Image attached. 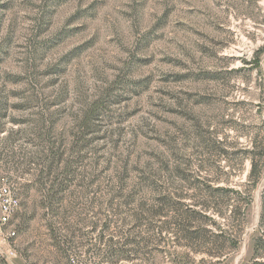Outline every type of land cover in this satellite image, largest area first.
<instances>
[{
	"label": "rangeland",
	"instance_id": "1",
	"mask_svg": "<svg viewBox=\"0 0 264 264\" xmlns=\"http://www.w3.org/2000/svg\"><path fill=\"white\" fill-rule=\"evenodd\" d=\"M0 129V187L20 201L0 264H106L130 235L118 264H251L264 0H0ZM200 204L235 249L174 219Z\"/></svg>",
	"mask_w": 264,
	"mask_h": 264
},
{
	"label": "trees",
	"instance_id": "2",
	"mask_svg": "<svg viewBox=\"0 0 264 264\" xmlns=\"http://www.w3.org/2000/svg\"><path fill=\"white\" fill-rule=\"evenodd\" d=\"M0 132H2V129H0ZM253 159L254 158H251V168L249 172L250 176L257 175L256 174V164ZM49 190L50 191L53 190V186ZM219 193H225V192H222V190L219 188H212L209 190L207 189V191L205 190V194L203 195V197L208 196L209 197L208 201H211V198L215 196V194H219ZM263 201H264V198H263ZM211 209L212 207L206 206L204 204L197 205V209H192L188 207L184 210V213L176 214V216H174V219L179 217V215H181L182 218L184 216L185 219L194 218L195 224H197V227L203 233L204 241L201 244L204 246L212 247L218 244V245H221V247L223 248L225 245H228V246L232 245L233 248L235 249L238 245L237 237L234 236L233 231H230V229L224 230L225 225H219V224L217 225L213 221V219L207 215L208 213L211 212ZM228 209H227L229 213L228 216H226V214L225 216L220 215L223 223H226L231 217H234V211L231 208V206ZM176 224L183 225L182 223H176ZM208 227H211V228H208ZM212 227L216 228V230H213ZM103 237H104V234L102 233L100 235V242H101V239H103ZM112 240L113 239L110 237L106 241L105 245L103 246L106 252L108 253V256L107 258L102 259L101 261H103L106 264H118L124 260L130 261V262L135 260L136 254L133 252L136 251V247L133 246L135 241L133 240L131 235L130 237H126V239H124V242H121V243L113 242ZM187 241L189 243L193 242V240L190 238H187ZM254 244L255 245H254L253 257H252L253 262L251 264H263L259 260L264 259V234L260 236L259 238H257ZM207 255L210 257L223 256V254H220V252H217L216 254L213 253L212 255L207 253Z\"/></svg>",
	"mask_w": 264,
	"mask_h": 264
},
{
	"label": "built area",
	"instance_id": "3",
	"mask_svg": "<svg viewBox=\"0 0 264 264\" xmlns=\"http://www.w3.org/2000/svg\"><path fill=\"white\" fill-rule=\"evenodd\" d=\"M20 207V201L15 191L0 187V241L5 246L7 255H13L10 244L17 237V233L10 224Z\"/></svg>",
	"mask_w": 264,
	"mask_h": 264
}]
</instances>
